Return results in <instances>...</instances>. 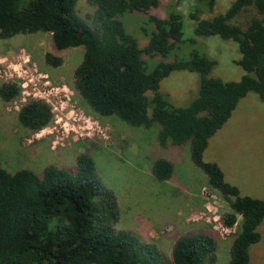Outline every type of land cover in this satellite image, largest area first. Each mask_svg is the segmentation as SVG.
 <instances>
[{
  "label": "trees",
  "instance_id": "1",
  "mask_svg": "<svg viewBox=\"0 0 264 264\" xmlns=\"http://www.w3.org/2000/svg\"><path fill=\"white\" fill-rule=\"evenodd\" d=\"M87 1L95 9L94 28L78 15L77 0H28L24 5L21 0H0V39L41 32L50 35L55 51L82 47V60L73 73L74 90L101 117L114 116L144 129L155 125L162 147L189 144L191 162L228 207L221 224H238L227 264H250V247L261 239L264 199L241 195L221 168L203 155L242 98L252 92L264 103V0H235L224 14L211 19L190 14L195 27L187 59L176 52L184 41L182 12L174 8L165 17L154 15L159 0ZM194 2L211 9L215 0ZM243 12L251 14L247 22L235 23ZM126 14L146 17L139 24L147 37L144 47L122 22ZM210 36L237 44L240 59L235 64L244 71L238 81L209 77L216 62L195 45ZM44 61L53 68L62 64L61 57L49 52ZM174 71L198 76L197 95L186 106L160 89ZM20 93V85L13 82L0 87L4 102ZM17 118L30 133H37L51 124L54 114L46 101L32 98L20 106ZM150 173L158 181H168L174 164L158 158ZM119 219L116 196L103 185L87 154L77 155L71 171L47 166L41 176L27 169L9 173L0 163V264L217 263L211 230L180 236L169 260L155 244L131 231L115 230Z\"/></svg>",
  "mask_w": 264,
  "mask_h": 264
},
{
  "label": "rangeland",
  "instance_id": "2",
  "mask_svg": "<svg viewBox=\"0 0 264 264\" xmlns=\"http://www.w3.org/2000/svg\"><path fill=\"white\" fill-rule=\"evenodd\" d=\"M27 1L21 0V5ZM233 1L215 0L209 9L204 3L195 6L194 0H159L152 13L165 17L174 8L183 13L184 41L176 52L181 59H187L195 27L190 14L199 20L211 19L224 14ZM94 10L87 0H77L78 15L93 28ZM250 15L243 12L234 21L242 25ZM145 20L144 16L132 14L122 18L141 47L147 43L139 29ZM195 47L216 62L209 77L228 82L244 75L235 64L240 59L235 42L210 36L199 38ZM47 52L61 57L62 64L57 68L47 65ZM83 53L82 47L55 51L50 35L41 32L0 39V87L6 82L21 84L17 98L10 102L0 99L2 167L9 173L27 169L41 176L47 166L71 171L77 155L87 154L103 185L116 196L120 219L115 230L131 231L143 242L155 244L169 260L171 246L180 236L211 230L217 243L216 264H227L238 224L233 228L221 224L220 216L228 207L210 189L206 175L191 162L189 144L162 147L155 125L149 129L131 127L117 117L94 113L73 85V73ZM160 89L174 103L186 106L197 95L198 76L174 71L161 82ZM32 98L46 101L54 114L51 124L37 133H30L17 118L20 106ZM238 104L236 113L209 140V160L205 161L218 163L224 178L246 196L264 199V103L251 92ZM158 158L174 164L173 177L168 181H158L150 173ZM258 231L261 239L250 247V264H264V221Z\"/></svg>",
  "mask_w": 264,
  "mask_h": 264
},
{
  "label": "crops",
  "instance_id": "3",
  "mask_svg": "<svg viewBox=\"0 0 264 264\" xmlns=\"http://www.w3.org/2000/svg\"><path fill=\"white\" fill-rule=\"evenodd\" d=\"M240 102V101H239ZM239 105V104H238ZM238 105L236 106V110H234L233 112H234V114L236 113V111H237V109H238ZM233 113H232V115H231V117L234 115ZM208 146H209V144H208ZM208 149H209V147H207V149L205 150L206 152H204V155H203V158H204V160H206V161H208L209 159H207V157H209L208 155ZM209 162H211V161H209ZM215 163V162H214ZM217 165H218V163H216ZM219 166V165H218ZM220 167V166H219ZM221 168V167H220ZM221 170H222V172H223V174H224V171H223V169L221 168ZM226 180V179H225ZM227 181V180H226ZM228 182V181H227ZM229 183V182H228ZM231 184V183H230ZM238 188V187H237ZM239 189V188H238ZM239 191H240V193H241V195H243V196H246L244 193H242V191L239 189ZM228 261V260H227Z\"/></svg>",
  "mask_w": 264,
  "mask_h": 264
},
{
  "label": "built area",
  "instance_id": "4",
  "mask_svg": "<svg viewBox=\"0 0 264 264\" xmlns=\"http://www.w3.org/2000/svg\"><path fill=\"white\" fill-rule=\"evenodd\" d=\"M19 85V84H18ZM20 87H21V84H20ZM42 100V99H41Z\"/></svg>",
  "mask_w": 264,
  "mask_h": 264
}]
</instances>
